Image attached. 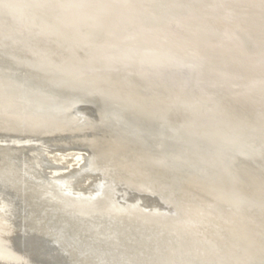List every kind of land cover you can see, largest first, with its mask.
I'll return each mask as SVG.
<instances>
[{
  "label": "bare ground",
  "instance_id": "bare-ground-1",
  "mask_svg": "<svg viewBox=\"0 0 264 264\" xmlns=\"http://www.w3.org/2000/svg\"><path fill=\"white\" fill-rule=\"evenodd\" d=\"M11 60L57 91L0 72V264H264V0H0ZM82 103L115 123L85 132ZM63 143L103 165L96 197L47 175Z\"/></svg>",
  "mask_w": 264,
  "mask_h": 264
},
{
  "label": "rangeland",
  "instance_id": "rangeland-1",
  "mask_svg": "<svg viewBox=\"0 0 264 264\" xmlns=\"http://www.w3.org/2000/svg\"><path fill=\"white\" fill-rule=\"evenodd\" d=\"M28 66L29 65H26L22 62H16L11 60L9 63H6L5 66L2 67V69H0V72L4 77H8L14 81H20L22 83L23 92L28 101L29 100L31 101V98L36 99L40 96L47 98L49 95L55 92V90L57 91V89L51 88L46 85L45 80H43V74L41 72L34 73L33 70H31L32 68ZM55 99L56 97L53 98V101L51 102L49 101L48 103L49 104L53 102L58 103V100L55 101ZM76 113L79 114L81 119L84 120L85 118L88 120V123L86 124L85 132H87L88 130L90 132L91 129L88 128L89 127L92 128L91 125L93 126L94 123L97 124L99 122L103 125H109L110 123L113 124L115 123L114 117L111 116L110 111H102L91 104L84 105L82 103L81 106L76 111ZM103 113L104 115L102 116ZM132 122H134L133 118L129 117V119H127V126H131ZM142 124L146 125L143 122ZM87 134L83 133L84 136L89 137L90 133ZM79 152L88 154L86 150L80 149L78 145H73V144L71 145L67 143L57 145L56 147L47 148L46 157L49 160L51 166L47 170V175L55 176L56 174H59L58 176H61V180L67 179V185L65 186V188L69 189L71 193L75 196L80 195L82 197H96L101 190L99 189L98 183L106 182L107 179V176L104 172V167L102 164L98 162L97 164L95 163V165L93 164L94 166L91 165L90 169H88L86 173L85 172L80 173L81 168L86 167V165L89 163L88 160L90 159L88 158L90 157V154L88 157H86L88 159L86 162L85 160L79 161L80 159L77 158ZM63 161L65 163H63ZM75 162H77L76 165ZM172 171H173L172 172L173 178L175 180H178L180 184L183 183L187 178L190 179L193 177V175L195 176V170L193 167L190 169V171H188V173L185 174L182 171H180V169L178 168H175ZM179 171L181 172V174H179L180 173ZM117 176H119L118 179H120V181L122 180L121 181L122 185L119 187V191L123 194V196L127 201L139 199L145 204V206L147 205L149 208L157 207L164 210L171 216V219L174 221L176 228H179L178 226L182 224V220L177 216V214L172 209L166 207L157 198L151 197L150 194H148L146 191L143 192L140 191L136 193L133 191V189H130L127 186V184L131 183V181L127 180L128 177L125 175V173L117 174ZM15 181L17 182V180ZM18 181H20V179H18ZM92 191H93V195L96 194L95 196L92 195ZM97 221L98 220L93 218L91 222H93L96 225ZM180 230L181 229H179V231ZM110 232L106 234L108 238L104 236L103 239L101 238L102 237L101 235H103V233L99 231L96 232L95 238L93 239L92 242L94 246L97 245L96 243H99V241L101 240H103L105 245L109 244L108 246H111L112 242H114L115 244L122 243L118 234L113 229L110 230ZM9 264H12V262H9Z\"/></svg>",
  "mask_w": 264,
  "mask_h": 264
}]
</instances>
